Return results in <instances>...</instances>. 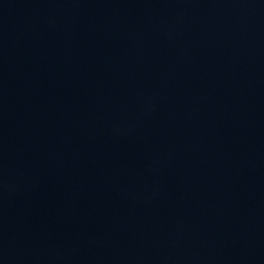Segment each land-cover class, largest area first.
<instances>
[{
	"label": "water",
	"instance_id": "1",
	"mask_svg": "<svg viewBox=\"0 0 264 264\" xmlns=\"http://www.w3.org/2000/svg\"><path fill=\"white\" fill-rule=\"evenodd\" d=\"M0 264H264V0H0Z\"/></svg>",
	"mask_w": 264,
	"mask_h": 264
}]
</instances>
